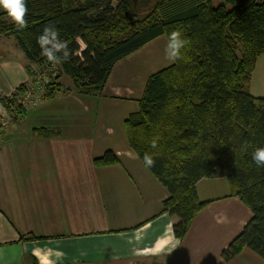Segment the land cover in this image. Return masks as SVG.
Here are the masks:
<instances>
[{
  "label": "crops",
  "instance_id": "0c3cea01",
  "mask_svg": "<svg viewBox=\"0 0 264 264\" xmlns=\"http://www.w3.org/2000/svg\"><path fill=\"white\" fill-rule=\"evenodd\" d=\"M167 42L157 37L117 61L99 94L77 93L61 75V89L69 92L44 99L35 83L39 69L31 65L33 79L16 40L0 37L9 51L0 55V100L21 84L28 88L21 115L0 101V264H264L249 249L228 262L221 257L252 217L225 178L196 183L207 204L178 240L175 218L162 206L168 192L128 147L124 121L138 110L154 73L147 70L173 63ZM263 86L264 55L256 60L250 95L264 98ZM106 151L118 162L95 166Z\"/></svg>",
  "mask_w": 264,
  "mask_h": 264
},
{
  "label": "trees",
  "instance_id": "16d2710c",
  "mask_svg": "<svg viewBox=\"0 0 264 264\" xmlns=\"http://www.w3.org/2000/svg\"><path fill=\"white\" fill-rule=\"evenodd\" d=\"M25 2L27 27L18 30L4 13L0 37L16 40L33 79L32 64L41 71L50 69L44 99L62 90L61 75L70 78L77 93L99 94L117 61L157 37L168 40L172 31L182 32L188 43L181 59L146 79L138 110L124 121L128 147L144 166V154L153 156L154 165L145 167L169 194L162 206L175 218L172 231L178 240L207 204L199 201L196 183L225 178L230 195L252 217L221 257L228 262L249 249L264 260V167L252 161L255 149L264 147V98L248 90L256 60L264 55V0H155L143 16L131 0ZM49 23L71 49V58L58 65L37 44ZM79 42L87 46L82 53ZM26 91L21 84L0 101L8 112L21 115L20 96ZM37 131L57 136L51 130ZM93 162L110 166L118 158L106 151Z\"/></svg>",
  "mask_w": 264,
  "mask_h": 264
},
{
  "label": "clouds",
  "instance_id": "9594fccd",
  "mask_svg": "<svg viewBox=\"0 0 264 264\" xmlns=\"http://www.w3.org/2000/svg\"><path fill=\"white\" fill-rule=\"evenodd\" d=\"M0 9L6 11L9 19L17 26L18 30L27 27L25 19L28 9L25 0H0ZM188 41L183 38L182 32L179 30L172 31L168 36V42L165 47V56L169 61L175 62L181 59V49L185 48ZM37 44L41 49V54L53 64H61L71 58V49H69L66 41L60 39L59 30L54 24L49 23L44 26L41 34L37 37ZM86 45L82 46L86 48ZM157 146L156 141L151 142V147ZM252 161L258 167H264V147H258L252 153ZM145 166L152 167L154 165L153 156L145 153L143 156Z\"/></svg>",
  "mask_w": 264,
  "mask_h": 264
},
{
  "label": "rangeland",
  "instance_id": "374dc122",
  "mask_svg": "<svg viewBox=\"0 0 264 264\" xmlns=\"http://www.w3.org/2000/svg\"><path fill=\"white\" fill-rule=\"evenodd\" d=\"M154 2H155V0H131V3H132V6H133L134 10L138 13L139 16L145 15L150 10V8L152 7ZM79 44H80V46L82 48V46H83L82 43L79 42ZM5 51L6 50H4V48L1 47V45H0V55H2V56L5 55L6 56V55L9 54V51L8 52H5ZM137 56L140 57V55H137ZM21 58H23V57H21ZM144 59H147V58H144ZM144 59H142V60L145 61ZM161 66L162 65L154 66V67L150 68L149 70H147L146 73H150V74L153 73V72L155 73L156 71L160 70ZM263 88H264V86H263Z\"/></svg>",
  "mask_w": 264,
  "mask_h": 264
},
{
  "label": "built area",
  "instance_id": "2783aa9c",
  "mask_svg": "<svg viewBox=\"0 0 264 264\" xmlns=\"http://www.w3.org/2000/svg\"><path fill=\"white\" fill-rule=\"evenodd\" d=\"M49 71L50 69H45L42 71L38 70L36 79H35V83L37 84V87H40L43 89V87L49 83V77H48Z\"/></svg>",
  "mask_w": 264,
  "mask_h": 264
}]
</instances>
